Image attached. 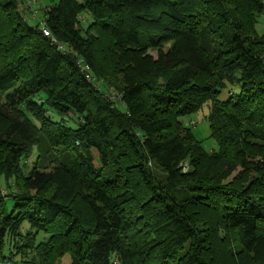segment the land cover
Masks as SVG:
<instances>
[{
    "label": "trees",
    "instance_id": "1",
    "mask_svg": "<svg viewBox=\"0 0 264 264\" xmlns=\"http://www.w3.org/2000/svg\"><path fill=\"white\" fill-rule=\"evenodd\" d=\"M23 3L0 0V262L264 264V0H60L35 26ZM205 105L216 151L182 121Z\"/></svg>",
    "mask_w": 264,
    "mask_h": 264
},
{
    "label": "rangeland",
    "instance_id": "2",
    "mask_svg": "<svg viewBox=\"0 0 264 264\" xmlns=\"http://www.w3.org/2000/svg\"><path fill=\"white\" fill-rule=\"evenodd\" d=\"M60 0H22L23 9L22 14L31 26L40 25L44 20V11L50 6L58 3ZM28 5V6H27ZM30 6V7H29ZM88 20H83L82 25L87 26ZM256 31L259 35L264 34V13L259 17L258 23L256 25ZM150 55L156 56L155 52H150ZM100 85V84H99ZM113 95V94H112ZM227 97V91L222 96ZM209 113V107L205 105L202 110L198 113L188 115L182 118L183 123L186 126L192 127L193 134L198 141H201L202 146L208 150H217L218 146L215 140L210 137L209 123L207 120V115ZM0 264H6L5 262ZM12 264H19L18 261ZM59 264H71V258L67 254L60 261Z\"/></svg>",
    "mask_w": 264,
    "mask_h": 264
},
{
    "label": "built area",
    "instance_id": "3",
    "mask_svg": "<svg viewBox=\"0 0 264 264\" xmlns=\"http://www.w3.org/2000/svg\"><path fill=\"white\" fill-rule=\"evenodd\" d=\"M42 33H43V35L45 36V37H52L51 36V32L49 31V30H47L46 28H42ZM53 41H55L54 39H53ZM59 50H61V51H64L65 50V48H64V46L63 45H59ZM89 76H87V78H88ZM112 98V97H111ZM113 99V98H112ZM184 170H188V168L187 167H185L184 168ZM113 264H117L116 262H114Z\"/></svg>",
    "mask_w": 264,
    "mask_h": 264
},
{
    "label": "crops",
    "instance_id": "4",
    "mask_svg": "<svg viewBox=\"0 0 264 264\" xmlns=\"http://www.w3.org/2000/svg\"><path fill=\"white\" fill-rule=\"evenodd\" d=\"M28 6V5H27ZM30 7V6H29Z\"/></svg>",
    "mask_w": 264,
    "mask_h": 264
}]
</instances>
